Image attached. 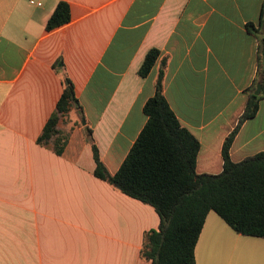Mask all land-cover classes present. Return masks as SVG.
Here are the masks:
<instances>
[{
	"label": "crops",
	"instance_id": "obj_1",
	"mask_svg": "<svg viewBox=\"0 0 264 264\" xmlns=\"http://www.w3.org/2000/svg\"><path fill=\"white\" fill-rule=\"evenodd\" d=\"M40 3V6L30 2ZM69 23L46 31L58 3ZM264 0H0V264H150L141 256L159 217L94 177L85 128L114 175L146 124L145 103L165 61L163 95L198 141V174L222 172L223 144L258 78ZM160 55L149 75L146 54ZM61 61L80 112L69 114L64 153L37 144L62 94ZM237 132L232 162L264 152V90ZM82 121L85 124H82ZM264 238L236 234L209 212L194 264H250Z\"/></svg>",
	"mask_w": 264,
	"mask_h": 264
},
{
	"label": "trees",
	"instance_id": "obj_2",
	"mask_svg": "<svg viewBox=\"0 0 264 264\" xmlns=\"http://www.w3.org/2000/svg\"><path fill=\"white\" fill-rule=\"evenodd\" d=\"M69 21V6L60 2L47 21L46 31ZM247 30L258 40V78L249 90L243 114L223 144L220 174L196 172L200 145L179 123L163 95L165 61L158 72L154 96L143 107L146 124L114 175L101 161L90 130H84L95 163L94 177L150 206L159 217L158 229L145 234L141 250V256L150 264H194L196 243L209 212H214L236 234L264 238V152L239 163L229 157L240 127L258 111L256 86L260 84L264 90V5L259 27L248 24ZM159 55L156 49L146 54L138 71L140 77L149 75ZM53 68L61 76L62 94L37 144L61 156L69 138L61 123L74 110L82 114L73 84L62 71V62Z\"/></svg>",
	"mask_w": 264,
	"mask_h": 264
},
{
	"label": "rangeland",
	"instance_id": "obj_3",
	"mask_svg": "<svg viewBox=\"0 0 264 264\" xmlns=\"http://www.w3.org/2000/svg\"><path fill=\"white\" fill-rule=\"evenodd\" d=\"M69 118H66L63 120L64 123H61V128L65 126H67V124L69 123L68 121ZM65 132H66V129H63ZM247 251V258H248V261L250 262V264H255L257 261H259L261 259V255L263 253L262 249H259L257 247H249L246 249Z\"/></svg>",
	"mask_w": 264,
	"mask_h": 264
},
{
	"label": "water",
	"instance_id": "obj_4",
	"mask_svg": "<svg viewBox=\"0 0 264 264\" xmlns=\"http://www.w3.org/2000/svg\"><path fill=\"white\" fill-rule=\"evenodd\" d=\"M259 91H260V84H258V85L256 86V91L254 92V95H255V96H258V95H259ZM82 124L84 125L85 122L82 121Z\"/></svg>",
	"mask_w": 264,
	"mask_h": 264
},
{
	"label": "built area",
	"instance_id": "obj_5",
	"mask_svg": "<svg viewBox=\"0 0 264 264\" xmlns=\"http://www.w3.org/2000/svg\"><path fill=\"white\" fill-rule=\"evenodd\" d=\"M31 4H36L37 6H40V3H34L33 1L30 2Z\"/></svg>",
	"mask_w": 264,
	"mask_h": 264
}]
</instances>
